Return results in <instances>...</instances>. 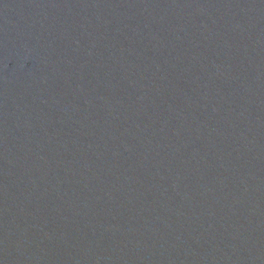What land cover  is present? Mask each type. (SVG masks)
I'll list each match as a JSON object with an SVG mask.
<instances>
[{
  "label": "water",
  "instance_id": "1",
  "mask_svg": "<svg viewBox=\"0 0 264 264\" xmlns=\"http://www.w3.org/2000/svg\"><path fill=\"white\" fill-rule=\"evenodd\" d=\"M0 264H264V0H0Z\"/></svg>",
  "mask_w": 264,
  "mask_h": 264
}]
</instances>
